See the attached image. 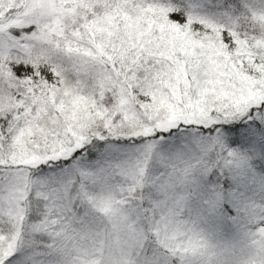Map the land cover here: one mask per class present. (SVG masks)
I'll return each mask as SVG.
<instances>
[{
    "label": "snow or ice",
    "instance_id": "obj_1",
    "mask_svg": "<svg viewBox=\"0 0 264 264\" xmlns=\"http://www.w3.org/2000/svg\"><path fill=\"white\" fill-rule=\"evenodd\" d=\"M0 264H264V0H0Z\"/></svg>",
    "mask_w": 264,
    "mask_h": 264
}]
</instances>
